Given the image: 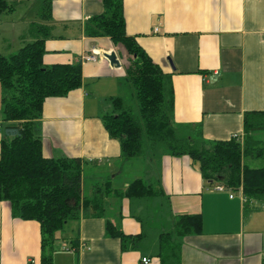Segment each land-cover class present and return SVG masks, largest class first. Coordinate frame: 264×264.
Segmentation results:
<instances>
[{"label":"crops","instance_id":"1","mask_svg":"<svg viewBox=\"0 0 264 264\" xmlns=\"http://www.w3.org/2000/svg\"><path fill=\"white\" fill-rule=\"evenodd\" d=\"M25 1H18L14 14L0 18V31L19 27L16 41L5 51L9 55L21 47L22 35L39 14V0L33 5L37 14L22 9ZM122 1L128 35L172 75L175 122L200 125L208 141L243 136L246 112L264 111V0ZM103 11V0H52L44 65L77 64L93 51L104 58L82 64L81 88L46 100L44 157L80 158L86 197L95 185L107 181L115 188H126L142 177H122L139 168L147 174L145 180H160L173 214L203 217L202 233L183 240L181 264H264V201H246L240 192L215 191L217 183L208 185L187 156L135 164L122 160L120 143L107 132L103 116L111 110L108 99L121 94L125 56L110 38L85 33L86 22ZM111 52H116L120 67L105 57ZM2 97L0 84V155L6 139ZM107 219L118 221L125 235L142 231L130 215L129 201L110 198L103 218L83 216L56 234L54 263L142 264V258L148 257L150 264H161L150 254L122 252L120 240L106 234ZM41 255L40 224L14 218L10 203L1 201L0 264H41Z\"/></svg>","mask_w":264,"mask_h":264},{"label":"trees","instance_id":"2","mask_svg":"<svg viewBox=\"0 0 264 264\" xmlns=\"http://www.w3.org/2000/svg\"><path fill=\"white\" fill-rule=\"evenodd\" d=\"M19 0H0V18L12 15ZM39 23L29 24L30 36L10 55L0 53L2 115L6 139L0 155V202L7 201L14 218L36 221L41 227V264H55L56 234L81 217L103 218L113 198L130 203V215L142 228L125 235L118 221L106 220V234L119 239L122 252H140L161 264H181L183 240L203 231L202 215H175L161 181L138 178L126 188L111 181L83 192L84 162L43 155L42 119L49 98L65 97L83 85L82 63H43L51 37L52 0H39ZM102 14L85 24L88 37H107L127 62L121 94L108 99L103 116L109 135L119 141L124 162H155L165 156L189 157L208 185L223 184L246 201H264V111L246 112L244 135L208 141L200 125L175 122L172 75L155 64L126 30L122 0H103ZM25 35V34H24ZM262 162L252 166L250 162ZM122 212L119 219H122ZM78 233V230L76 231Z\"/></svg>","mask_w":264,"mask_h":264},{"label":"rangeland","instance_id":"3","mask_svg":"<svg viewBox=\"0 0 264 264\" xmlns=\"http://www.w3.org/2000/svg\"><path fill=\"white\" fill-rule=\"evenodd\" d=\"M34 4H35L34 0H26L25 3H24V6L22 7V9L30 8V9H28L29 12H32V14H34V13L37 14V12H38L37 10L38 9H37L36 6L33 7ZM38 19H39L38 16H36V23H39ZM17 21H19L18 18H16L15 22H17ZM19 23L20 22H18V24ZM30 23H32V21ZM13 29L14 28L6 27V28H2L3 32H2V30L0 31L1 32V35H0V53H3L6 56L9 55V54H7L8 52H5V51H7V49L10 50L9 46H11V43L16 41V34L18 32L19 27H17L15 30H13ZM28 36H30L29 32H26L25 35H22L23 38H27ZM4 38H8V40L4 41ZM20 42H22V40ZM19 48H20V46H19ZM19 48H16V49H19ZM12 51L15 52L17 50H12ZM124 63H125V68H126V66L128 65V62H127L126 58H124ZM142 160H144V159H142ZM142 160H134L132 162H133V164H135V162H145V161H142ZM250 164L255 167V166H261L262 162L261 161L254 162V163L250 162ZM136 174H138L139 177L148 179V178H146L147 174H145V171L143 169H140V168L136 172L134 170V171H132V173H127L122 178H126V179H129V180L130 179L132 180Z\"/></svg>","mask_w":264,"mask_h":264},{"label":"built area","instance_id":"4","mask_svg":"<svg viewBox=\"0 0 264 264\" xmlns=\"http://www.w3.org/2000/svg\"><path fill=\"white\" fill-rule=\"evenodd\" d=\"M100 58H104V56L97 51H93L92 54L84 56L81 60V63L83 64V63H87V62H98L100 60ZM1 131H2V123L0 122V132ZM235 137L238 138V135H236ZM241 137H243V136H241ZM214 190L219 191V192L229 191L228 188L223 184L216 185L214 187ZM229 192H231V191H229ZM239 192L243 196L242 189ZM233 196L234 195H231L232 198H233ZM151 262H152L151 258H148V257L142 258V264H150Z\"/></svg>","mask_w":264,"mask_h":264},{"label":"water","instance_id":"5","mask_svg":"<svg viewBox=\"0 0 264 264\" xmlns=\"http://www.w3.org/2000/svg\"><path fill=\"white\" fill-rule=\"evenodd\" d=\"M105 57L110 61L112 66H116V67H120L121 66V62H120L116 52H111V53L105 54ZM169 61H170L171 65H172V61L170 59H169Z\"/></svg>","mask_w":264,"mask_h":264}]
</instances>
